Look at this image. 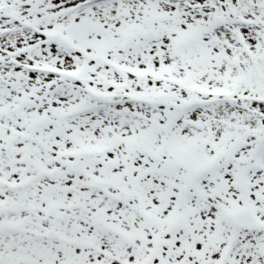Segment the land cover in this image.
<instances>
[{
	"label": "snow or ice",
	"instance_id": "obj_1",
	"mask_svg": "<svg viewBox=\"0 0 264 264\" xmlns=\"http://www.w3.org/2000/svg\"><path fill=\"white\" fill-rule=\"evenodd\" d=\"M0 264H264V0H0Z\"/></svg>",
	"mask_w": 264,
	"mask_h": 264
}]
</instances>
